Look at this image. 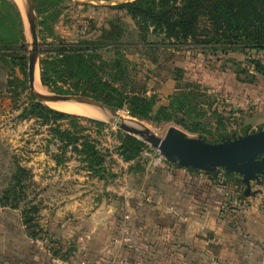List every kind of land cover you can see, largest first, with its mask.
<instances>
[{"label":"rangeland","instance_id":"rangeland-1","mask_svg":"<svg viewBox=\"0 0 264 264\" xmlns=\"http://www.w3.org/2000/svg\"><path fill=\"white\" fill-rule=\"evenodd\" d=\"M131 1L34 0L37 22L46 18L43 24L37 26L38 64L35 75L38 91L41 89L48 96L60 95L41 85L40 59L54 56L61 50L83 47L81 44L87 43L89 48L90 45L93 46L91 48L96 46V54L105 63L104 71L98 75L102 81L113 83L127 94L153 95L157 99V106L167 105L170 97L179 101L187 98L185 107L189 108L191 114L202 119L198 131L193 133L172 122L155 124L131 118L124 111L116 112L140 128L149 129L157 137H162L166 129L173 126L189 137H203L207 142L213 143L231 135L264 129V73H257L254 70V63L257 61L248 59L254 53L215 52L195 47L192 42L171 48L162 37L150 32H140L136 23L123 11L109 9ZM54 2L59 3L55 5ZM16 5L24 22L27 57L30 38L22 0ZM116 44L117 47L112 49ZM121 58L126 60V63L122 62L126 73L113 77L115 71L106 65ZM261 65L264 69V62ZM26 71L27 68L22 71L18 66L0 63V193L14 186L12 176L18 167L25 171L20 176V186L15 187L18 209L0 207V264H11L12 255L16 253L11 242L18 238L20 246L22 245L20 240L25 233L21 221L22 211L26 212L25 216L31 218L32 223L37 224L38 231H41L37 239L33 240L38 247H35V253L52 257L51 251H55V246L48 244L44 225L48 220L68 219V216L61 218L57 215L60 208L77 200L86 201L88 207L114 201L119 207V213L124 200L140 191L144 192L145 185L140 189L136 179L145 178V184L156 183L149 177L150 173L167 164L165 161L158 163L156 151L147 145L136 160L125 163L116 150L119 145L116 139V132L119 131L117 128L107 123L108 120L98 121L75 115L71 116L78 119L64 120L58 125L79 138L76 143L77 151L72 149L75 146L62 149L54 133L50 131L53 127L51 124L25 115V110L32 103ZM24 81L26 86L23 87ZM58 86L63 92H68L67 95L83 96L74 91L71 81L58 83ZM77 87L85 85L81 83ZM87 98L93 99L91 95ZM178 116L181 118L183 115ZM184 120L190 122V118ZM89 121H104L102 123L105 126L98 128ZM84 137L96 145L104 156L106 173L101 178L91 175L86 169L80 148ZM126 172L131 176H127ZM222 175V172L216 175L217 181L205 175L208 183H197L196 186L191 185V188L220 190L223 198L219 203L234 205L235 198L241 195L243 187L236 175L227 179ZM262 185L252 184L251 190L257 191ZM121 217L123 242L126 243L127 237L131 238L128 231H134L135 226H131L128 214H121ZM43 246L44 253L41 250Z\"/></svg>","mask_w":264,"mask_h":264},{"label":"trees","instance_id":"trees-1","mask_svg":"<svg viewBox=\"0 0 264 264\" xmlns=\"http://www.w3.org/2000/svg\"><path fill=\"white\" fill-rule=\"evenodd\" d=\"M58 3L54 2L55 5ZM34 8L36 10V4ZM109 9L123 11L136 23L140 32H150L152 35L162 37L171 48L192 42L195 47L215 52L241 54L264 52V0H133L126 4L111 6ZM45 20L46 18H43L42 21L37 22V26L43 24ZM86 44L82 43L83 47L76 46L61 50L54 56L40 59L41 85L50 92L67 95L69 93L63 92L58 83L68 80L73 83L74 91L86 97L91 95L94 100L115 112L124 111L131 118L155 124L172 122L193 133L198 131L202 119L191 114L189 108L185 107L187 98L179 101L170 97L167 105L157 106V99L153 95L127 94L113 83L102 81L98 75L104 71L105 63L96 54V46L91 48L93 46L90 45L89 48ZM116 47L117 44L112 49ZM123 61L126 63L124 58L115 59L111 64L106 65L110 70L115 71L113 77L123 76L126 73ZM0 63L18 66L22 71L27 68L24 22L18 6L12 0H0ZM254 70L259 74L264 73L258 61L254 63ZM112 80L117 81L113 78ZM81 83H84L85 87L78 88ZM22 85L26 86V81ZM31 100L32 103L25 110V115L33 116L45 124H51L53 127L50 131L54 133L62 149L75 146L72 149L77 151L76 143L79 138L71 131L61 129L58 123L78 118L54 111L32 98ZM178 114L185 118H179ZM187 118H190V122L184 120ZM89 122L98 128L105 126L102 122ZM197 138L205 140L203 137ZM116 139L119 142L116 148L118 156L125 163L136 160L147 148L142 142L119 131L116 132ZM80 148L87 171L101 178L106 170L105 159L100 150L86 137L82 138ZM188 171L197 172L191 169ZM24 172V169L17 168L12 176L15 180L14 186L0 193V207L18 209L19 202L15 187L20 186V176ZM204 174L212 180H218V176ZM231 176L233 174L222 175L224 179ZM261 183H264V177L261 178ZM240 196L239 194L237 199L241 200ZM25 215L26 212L22 211L21 221L25 234L29 239L35 240L41 231H38L37 224H33L32 219ZM51 252L53 256H57L56 251Z\"/></svg>","mask_w":264,"mask_h":264},{"label":"crops","instance_id":"crops-1","mask_svg":"<svg viewBox=\"0 0 264 264\" xmlns=\"http://www.w3.org/2000/svg\"><path fill=\"white\" fill-rule=\"evenodd\" d=\"M149 177L156 183L132 176L145 190L124 200L119 213L114 201L60 208L57 215L68 219L44 225L57 256L35 253L36 242L24 233L23 246L11 242V264H264V183L255 196L227 206L219 203L220 190L191 188L208 183L205 174L167 163ZM121 214L135 226L130 244L123 242Z\"/></svg>","mask_w":264,"mask_h":264},{"label":"water","instance_id":"water-1","mask_svg":"<svg viewBox=\"0 0 264 264\" xmlns=\"http://www.w3.org/2000/svg\"><path fill=\"white\" fill-rule=\"evenodd\" d=\"M22 3L30 38L27 51V88L35 101L45 106L49 103L73 101L109 110L114 115V119L107 123L157 150L168 164L214 176L221 172L236 175L243 187L240 199L253 197L259 193L252 191L251 187L252 184L260 185L261 178L264 177V129L242 135H231L218 143L189 137L173 126L168 127L162 137H157L149 129L120 123L117 120L118 113L96 100L73 95H53L52 98H45L35 93V73L38 64L37 17L33 0H22Z\"/></svg>","mask_w":264,"mask_h":264},{"label":"bare ground","instance_id":"bare-ground-1","mask_svg":"<svg viewBox=\"0 0 264 264\" xmlns=\"http://www.w3.org/2000/svg\"><path fill=\"white\" fill-rule=\"evenodd\" d=\"M13 1L17 2L19 4L21 3V0H13ZM36 85H37V76L35 75V83H34L35 93H37L38 95L45 97V98H52L53 97V96H48V94L41 89L38 91V88L36 87ZM47 106L50 109L57 111V112H61V113L69 114V115L81 116V117L90 118V119H94V120H108V121H110V120L114 119V115L105 109H99V108H96L94 106L80 104V103H76L73 101L49 103V104H47ZM117 120L120 123H124L126 125L131 126V127H139L138 125H136V123H133V122L129 121L128 119L126 120L125 118L121 117L120 114H119V118H117Z\"/></svg>","mask_w":264,"mask_h":264},{"label":"built area","instance_id":"built-area-1","mask_svg":"<svg viewBox=\"0 0 264 264\" xmlns=\"http://www.w3.org/2000/svg\"><path fill=\"white\" fill-rule=\"evenodd\" d=\"M248 59L249 60H252V61H258V62H264V52H261V53H258V54H251L250 56H248ZM155 150V149H154ZM156 151V154L158 155V163H163L164 162V159L160 156V154L158 153L157 150ZM126 243L127 244H130L131 243V238L128 236L127 239H126ZM47 254L49 255V251H47Z\"/></svg>","mask_w":264,"mask_h":264}]
</instances>
